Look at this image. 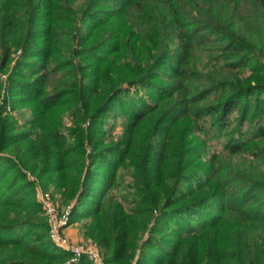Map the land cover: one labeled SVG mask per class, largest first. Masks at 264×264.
Segmentation results:
<instances>
[{
	"label": "trees",
	"instance_id": "1",
	"mask_svg": "<svg viewBox=\"0 0 264 264\" xmlns=\"http://www.w3.org/2000/svg\"><path fill=\"white\" fill-rule=\"evenodd\" d=\"M26 169L109 264H264V0H0V264H92L53 243Z\"/></svg>",
	"mask_w": 264,
	"mask_h": 264
},
{
	"label": "rangeland",
	"instance_id": "2",
	"mask_svg": "<svg viewBox=\"0 0 264 264\" xmlns=\"http://www.w3.org/2000/svg\"><path fill=\"white\" fill-rule=\"evenodd\" d=\"M2 79H4L5 83L8 80V74H4L2 76ZM8 115L10 118L16 123V125L19 127V129H27L28 128V121L32 118V110L29 106H21L20 108L13 109L12 111H9ZM239 117V116H237ZM232 121V126L236 125L238 123V118L236 116L231 117ZM63 122H64V133L68 134V129L73 126V122H71V115L70 112H66L63 115ZM207 126H210V122L206 123ZM249 123H246L245 126V131H248V126ZM105 129L107 130V138L112 141H119L125 134V117L121 116L120 114H115L111 113L108 115L106 119V123L104 125ZM204 137V136H203ZM226 138L223 139H208L207 145V157H210L213 153H224L223 149V144L225 142ZM240 157H249L252 158L251 156H248L246 154L245 156H239ZM242 160V159H240ZM128 163V162H126ZM130 169L126 168H121L119 170V185L116 186L113 190L112 193L114 197L119 198L122 195H125L128 193V187H126V184L131 181V176L129 173ZM26 173L28 175V178L33 181L35 191H36V199L37 201L41 204L42 208V215L47 218V215L45 213L44 207L37 196V190L41 189L45 193H49L53 199V201L56 203V205L59 207L60 213H63V211L67 210L69 206L75 207L76 201L71 200V199H65L64 195L59 191L58 186H57V181L56 179H51L49 180L48 177L40 178L36 174H34L32 171L26 169ZM56 176V175H55ZM48 219V218H47ZM91 218H79L75 220H70L69 226L65 230L66 235L68 238L80 245H87V244H94L96 245L103 257V259L106 260L105 252L102 246L92 237L87 235V223H89ZM49 222V221H48ZM50 232V231H49ZM51 237V234H50ZM85 257L88 258V260L91 261L92 264H95L91 258H89L87 255H84ZM138 257V255H137Z\"/></svg>",
	"mask_w": 264,
	"mask_h": 264
},
{
	"label": "built area",
	"instance_id": "3",
	"mask_svg": "<svg viewBox=\"0 0 264 264\" xmlns=\"http://www.w3.org/2000/svg\"><path fill=\"white\" fill-rule=\"evenodd\" d=\"M37 196L39 197L47 215L53 243L59 249L72 253V258L68 261V263L77 262L82 256L87 255L95 264H109L105 259H103L101 252L96 245L76 244L66 235L65 230L69 226L72 206H69L67 210L60 213L59 207L53 201L49 193H45L43 190L38 189Z\"/></svg>",
	"mask_w": 264,
	"mask_h": 264
}]
</instances>
